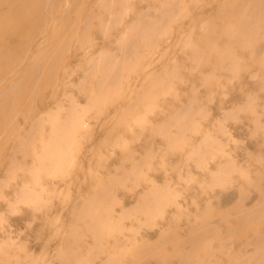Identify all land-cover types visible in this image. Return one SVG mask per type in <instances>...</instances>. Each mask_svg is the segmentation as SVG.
<instances>
[{
    "label": "bare ground",
    "instance_id": "obj_1",
    "mask_svg": "<svg viewBox=\"0 0 264 264\" xmlns=\"http://www.w3.org/2000/svg\"><path fill=\"white\" fill-rule=\"evenodd\" d=\"M183 44L193 51L176 57ZM205 63L210 71L194 76ZM68 78L74 90H66ZM166 93L171 99L160 102ZM227 103L224 115H215ZM155 108L163 116L150 121L147 113ZM91 112L109 127L103 138L84 119ZM227 119L251 123L257 149L243 158L264 162V0H0V172L8 163L7 178L17 184L12 201L34 203L33 211L45 214L35 217L40 235L62 241L52 251L44 248L39 259L22 247L17 264L47 262L52 255L61 264H85L82 226L103 234L120 187L139 186L149 169L165 181L149 193H134L140 195L130 215L144 226L160 225L142 256L159 264H202L218 255L229 258L224 264H264V166L249 171L227 153L216 136ZM135 125L146 132L140 151L134 150ZM194 129L202 130L197 141L188 135ZM79 135L93 153L88 168L78 164ZM39 142L43 150L36 155ZM114 146L125 150L117 174H96V166H109ZM221 147L208 186L235 184L237 191L199 209L195 200L194 213L172 211L159 222L178 194L169 179L189 180L184 165H203ZM28 156L36 169L19 179ZM72 166L89 180L81 198L35 195L46 174ZM54 201L70 208L64 224L52 214ZM3 252L0 262L8 264Z\"/></svg>",
    "mask_w": 264,
    "mask_h": 264
},
{
    "label": "rangeland",
    "instance_id": "obj_2",
    "mask_svg": "<svg viewBox=\"0 0 264 264\" xmlns=\"http://www.w3.org/2000/svg\"><path fill=\"white\" fill-rule=\"evenodd\" d=\"M193 47L189 44H183L176 52V57L185 56L187 53H191ZM211 65L205 63L202 67L194 71V76L205 75L206 71H210ZM249 82L248 79H244V83ZM183 87V86H182ZM203 86L201 89H204ZM72 78H68L66 90H74ZM239 92V90H237ZM168 93V92H167ZM164 94L159 99L160 102H165L171 99V94ZM66 106L69 105L66 97H62ZM84 96H79L80 107L83 106ZM213 105V104H212ZM231 104L227 103L225 108L217 111L215 115L222 116L227 107ZM226 112V111H225ZM163 112L160 108L153 109L150 113H147V117L150 121H154L162 118ZM97 116L94 113H90L84 117L88 121L89 126L96 132L97 138H103L108 132L109 127L106 129L102 125L98 124ZM200 122H205L206 118L198 115ZM225 132L216 133V136L223 142L224 148L233 159L246 167L249 171L259 169L264 166V162L260 159L243 158L248 154H251L257 147H254L255 140L251 135V123L246 119L234 121H224ZM134 131L136 132V146L134 150L140 151L143 148V144L146 140V132L137 131L138 126L135 125ZM202 130L194 129L188 132L190 138L198 140L200 132ZM94 132V133H95ZM135 134V133H134ZM51 135V128L49 123L46 124L45 138H49ZM133 137V136H132ZM138 138V139H137ZM93 147V146H91ZM221 147L218 151H214L208 160L203 165H197L190 161L184 165V169L189 174V180L183 178L169 179L173 183L174 188L178 191L176 202L168 207L166 215L159 219V222L165 221L172 216V211H187L191 214L197 210L195 200H198V209L200 204L212 203L217 204L226 195L237 191L235 184L230 185H212L208 186V183L213 177V172L217 169L216 161L221 157L223 150ZM78 149L77 157L79 158L78 164L83 167H89V159L93 153L89 152V146L86 139L79 135V143L76 146ZM43 150L41 142L36 145V155L40 154ZM125 150L114 146L107 154V168H101L96 166L95 173L98 175L111 174L115 175L118 172V164L120 162L121 152ZM178 156L172 157L177 159ZM22 161V160H21ZM25 162L24 170H18L16 175L19 179H25L26 175L30 174V171L36 169V159L28 156ZM7 164L1 167L2 180H10L8 182L1 183L3 191L0 195V247L3 253L9 254L8 264H17L16 257L23 254L22 247L26 248V253L32 254L35 259L42 257L44 248L52 251L57 246L62 244L61 239H55L51 242L47 241L46 235H40L41 227L38 228V221L35 217L39 216L42 219L45 214L33 211L34 203H15L13 198L16 196V180L9 179ZM159 169V167H158ZM80 172L78 167L72 166L67 171L49 176L46 174L36 185L37 189L35 195L38 198H59L64 196V200L68 199L73 202L81 198L89 188V180ZM78 173V174H77ZM149 176L147 180H141L139 186H136L132 190L120 187L116 193L117 200L114 203L112 210L105 214L104 221L109 226L106 227L104 233L96 236L94 234L85 232L86 226H82L81 242L84 252V258L87 260L85 264H159L154 258H147L142 256L145 245L158 239L159 236V223L156 226L147 227L142 225L134 216L130 215L131 207L135 205L137 198L140 194L149 193L152 188L162 186L165 180L160 181V173L158 170L149 169ZM234 177H238L237 173H234ZM129 183V182H128ZM55 187V188H54ZM135 192H140L139 195H134ZM254 196L258 193V189L253 190ZM254 196L252 198H254ZM52 207L53 216L62 217V223L64 224L69 220L70 208L65 205L53 202ZM15 205V208L12 207ZM125 206V208H124ZM227 209H231L229 206ZM39 229L38 235L36 234ZM141 256L140 259H137ZM229 260L228 257L218 255L215 258H206L202 264H224ZM39 264H61V260L56 256L52 257L46 262L41 260ZM1 264V262H0ZM78 264H83L79 262Z\"/></svg>",
    "mask_w": 264,
    "mask_h": 264
}]
</instances>
